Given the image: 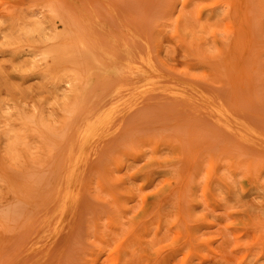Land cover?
Instances as JSON below:
<instances>
[{"label": "rangeland", "instance_id": "rangeland-1", "mask_svg": "<svg viewBox=\"0 0 264 264\" xmlns=\"http://www.w3.org/2000/svg\"><path fill=\"white\" fill-rule=\"evenodd\" d=\"M0 32V264H264V0H0Z\"/></svg>", "mask_w": 264, "mask_h": 264}, {"label": "bare ground", "instance_id": "bare-ground-1", "mask_svg": "<svg viewBox=\"0 0 264 264\" xmlns=\"http://www.w3.org/2000/svg\"><path fill=\"white\" fill-rule=\"evenodd\" d=\"M22 29L24 30V27ZM41 30H42V25L37 21L29 22V24L25 29V31L28 33L34 31H41ZM0 36H1L0 39L2 40L4 39V42H6V44H8V42L12 38L11 35H8L7 33L4 32H0ZM145 64L148 65L149 69H152V65L150 63L145 62ZM140 71H141V67H136L131 72V74L133 76H136L139 74ZM49 83H50L49 85H50L51 93L54 95L55 98H57L56 101H68V95L67 92H65V90L73 91L76 90L78 87L77 78L71 74L61 76V78H52ZM7 114H9V112L7 110H4L1 116L5 117ZM225 117H226V113L223 111H219L218 115L216 114L215 116L216 120L221 122H223V119ZM239 128L243 129L241 127ZM86 133L79 138V144H80L79 146H85L86 144L89 143L87 138L88 134ZM110 133H111L110 131H106L105 135H109ZM68 165H69V169L64 173H62L60 180L57 182L58 191L56 193V199L61 198L63 196L62 198H65V204L77 198L76 195L72 196L71 193L69 192H72V190L76 187V185L80 180V175L78 171L79 158L76 161L75 160L72 161V163L70 164L68 163Z\"/></svg>", "mask_w": 264, "mask_h": 264}]
</instances>
